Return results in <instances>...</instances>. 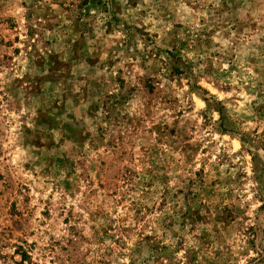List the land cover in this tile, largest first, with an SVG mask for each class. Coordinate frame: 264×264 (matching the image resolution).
<instances>
[{
	"label": "rangeland",
	"instance_id": "obj_1",
	"mask_svg": "<svg viewBox=\"0 0 264 264\" xmlns=\"http://www.w3.org/2000/svg\"><path fill=\"white\" fill-rule=\"evenodd\" d=\"M0 264H264V0H0Z\"/></svg>",
	"mask_w": 264,
	"mask_h": 264
}]
</instances>
